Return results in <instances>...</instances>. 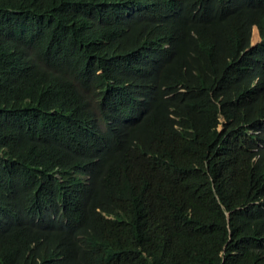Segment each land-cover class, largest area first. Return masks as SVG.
<instances>
[{
    "label": "trees",
    "instance_id": "trees-1",
    "mask_svg": "<svg viewBox=\"0 0 264 264\" xmlns=\"http://www.w3.org/2000/svg\"><path fill=\"white\" fill-rule=\"evenodd\" d=\"M0 264H264V0H0Z\"/></svg>",
    "mask_w": 264,
    "mask_h": 264
},
{
    "label": "rangeland",
    "instance_id": "rangeland-1",
    "mask_svg": "<svg viewBox=\"0 0 264 264\" xmlns=\"http://www.w3.org/2000/svg\"><path fill=\"white\" fill-rule=\"evenodd\" d=\"M259 40V35L257 28L255 26L252 27V33H251V45L255 44Z\"/></svg>",
    "mask_w": 264,
    "mask_h": 264
}]
</instances>
